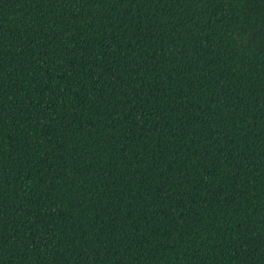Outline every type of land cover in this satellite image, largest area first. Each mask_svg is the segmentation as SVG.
I'll return each instance as SVG.
<instances>
[{"label": "trees", "instance_id": "1", "mask_svg": "<svg viewBox=\"0 0 264 264\" xmlns=\"http://www.w3.org/2000/svg\"><path fill=\"white\" fill-rule=\"evenodd\" d=\"M0 264H264V0H0Z\"/></svg>", "mask_w": 264, "mask_h": 264}]
</instances>
